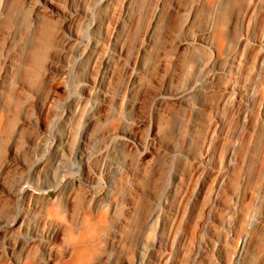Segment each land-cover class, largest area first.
I'll list each match as a JSON object with an SVG mask.
<instances>
[{"label": "rangeland", "instance_id": "1", "mask_svg": "<svg viewBox=\"0 0 264 264\" xmlns=\"http://www.w3.org/2000/svg\"><path fill=\"white\" fill-rule=\"evenodd\" d=\"M81 240L264 264V0H0V264Z\"/></svg>", "mask_w": 264, "mask_h": 264}, {"label": "bare ground", "instance_id": "2", "mask_svg": "<svg viewBox=\"0 0 264 264\" xmlns=\"http://www.w3.org/2000/svg\"><path fill=\"white\" fill-rule=\"evenodd\" d=\"M26 186V185H25ZM23 186V187H25ZM28 186V185H27ZM30 187V186H29ZM33 187V186H32ZM31 188V187H30ZM23 193V192H22ZM17 220V217L14 218L13 222H15ZM83 240L79 241L77 243V248H76V255H75V263L77 264L78 262H80L84 257H85V246L82 244ZM28 264H31L28 263Z\"/></svg>", "mask_w": 264, "mask_h": 264}]
</instances>
